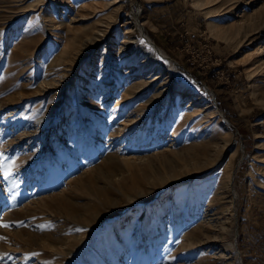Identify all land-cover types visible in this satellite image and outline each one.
Returning a JSON list of instances; mask_svg holds the SVG:
<instances>
[{
  "label": "rangeland",
  "instance_id": "374dc122",
  "mask_svg": "<svg viewBox=\"0 0 264 264\" xmlns=\"http://www.w3.org/2000/svg\"><path fill=\"white\" fill-rule=\"evenodd\" d=\"M0 160V264H264V0H0Z\"/></svg>",
  "mask_w": 264,
  "mask_h": 264
},
{
  "label": "snow or ice",
  "instance_id": "6c2138e0",
  "mask_svg": "<svg viewBox=\"0 0 264 264\" xmlns=\"http://www.w3.org/2000/svg\"><path fill=\"white\" fill-rule=\"evenodd\" d=\"M0 167L3 168L4 178L8 179L12 175V165L11 164L5 165L4 162L0 160ZM0 226L8 227L9 225L0 222Z\"/></svg>",
  "mask_w": 264,
  "mask_h": 264
},
{
  "label": "bare ground",
  "instance_id": "6f19581e",
  "mask_svg": "<svg viewBox=\"0 0 264 264\" xmlns=\"http://www.w3.org/2000/svg\"><path fill=\"white\" fill-rule=\"evenodd\" d=\"M150 60H152L151 57H150Z\"/></svg>",
  "mask_w": 264,
  "mask_h": 264
}]
</instances>
